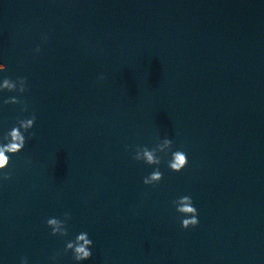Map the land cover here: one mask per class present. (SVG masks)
I'll list each match as a JSON object with an SVG mask.
<instances>
[{"label": "water", "instance_id": "1", "mask_svg": "<svg viewBox=\"0 0 264 264\" xmlns=\"http://www.w3.org/2000/svg\"><path fill=\"white\" fill-rule=\"evenodd\" d=\"M0 63V83L28 80L0 91V142L37 117L0 179V264H76L80 232L81 264H264V0H0ZM164 138L188 165L158 153L145 185L135 150Z\"/></svg>", "mask_w": 264, "mask_h": 264}, {"label": "clouds", "instance_id": "2", "mask_svg": "<svg viewBox=\"0 0 264 264\" xmlns=\"http://www.w3.org/2000/svg\"><path fill=\"white\" fill-rule=\"evenodd\" d=\"M47 39V37H45ZM36 52L40 51L39 46L35 49ZM6 71V65L0 63V72ZM100 79H104L103 76ZM28 80L26 76H19L15 79L6 77L0 83V91H8L19 93L21 96L27 91ZM4 104H15L22 105L21 111L27 112V103L18 98V96H10L4 100ZM36 115L32 113L30 117L24 119H17L16 125H14L9 131L3 136V142H0V179L10 180L12 173L8 171L11 161V156L19 154L26 145L27 139H33L35 137L34 132H30L35 126ZM27 134V136H26ZM173 141L168 138H164L156 147L149 149L147 146L137 147L135 150L134 159L136 161H142L149 166H157L154 171L143 179L145 185H156L163 179V173L159 170L161 164V156L158 153L167 155L171 152V159L168 160L167 166L174 172H181L188 165V158L186 152L182 150L172 151ZM166 149V150H165ZM173 205L176 211L183 217L181 226L187 230L189 228H195L199 224L198 210L194 206V202L191 196L184 195L174 200ZM71 217L68 213H65L64 219L59 218H48L47 226L51 228V235L68 236L67 221ZM93 247V241L89 238L87 232H80L76 235L75 239L69 240L64 248V253L71 251L72 258L76 264H81L83 261L90 260L92 258L91 248ZM55 260V257H53ZM21 264H28L27 258L21 259Z\"/></svg>", "mask_w": 264, "mask_h": 264}]
</instances>
